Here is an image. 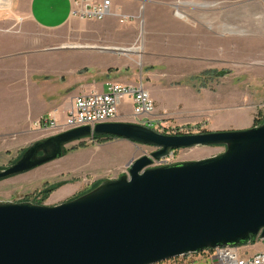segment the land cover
I'll use <instances>...</instances> for the list:
<instances>
[{
	"label": "crops",
	"instance_id": "1",
	"mask_svg": "<svg viewBox=\"0 0 264 264\" xmlns=\"http://www.w3.org/2000/svg\"><path fill=\"white\" fill-rule=\"evenodd\" d=\"M254 1L144 0L141 10L138 1L112 0V14L90 23L73 15V0H0V135L33 132L49 113L62 125L78 97L112 83L139 86L130 79L141 73L158 120L207 132L253 128L264 103V0ZM242 2L249 4L239 8ZM123 16L140 18L121 23ZM205 77L223 82L208 89L193 82ZM117 119L136 121L131 100L121 101ZM105 141L85 154L101 162L133 158L134 143ZM263 248L258 241L242 254Z\"/></svg>",
	"mask_w": 264,
	"mask_h": 264
},
{
	"label": "water",
	"instance_id": "2",
	"mask_svg": "<svg viewBox=\"0 0 264 264\" xmlns=\"http://www.w3.org/2000/svg\"><path fill=\"white\" fill-rule=\"evenodd\" d=\"M158 150L129 174L56 206L0 201V264H160L224 247L264 242V122L240 131L170 136L109 122L34 143L0 181L64 157L89 137ZM224 147L197 161L156 167L177 150Z\"/></svg>",
	"mask_w": 264,
	"mask_h": 264
},
{
	"label": "rangeland",
	"instance_id": "3",
	"mask_svg": "<svg viewBox=\"0 0 264 264\" xmlns=\"http://www.w3.org/2000/svg\"><path fill=\"white\" fill-rule=\"evenodd\" d=\"M254 2L256 3L257 1L255 0ZM248 4H246V2L239 3V8L246 7ZM175 5H178L181 10L179 4ZM175 5H173L174 11ZM249 6L255 7L253 4ZM180 12L185 17L183 11ZM242 18L243 20H247L245 21L246 23H250L249 17L247 19L245 17ZM239 20H242L241 17ZM86 21H89L90 23L92 22L91 20ZM41 35L45 38L60 36L64 39V34L62 33H55V35L41 33ZM135 47L137 48L135 50H140L142 47L141 42H138ZM131 55L133 57L135 56L134 54ZM136 59L138 64L140 58L136 56ZM142 70L145 72L144 65ZM223 77H225L224 74ZM130 80L133 81L131 82L132 84H140L149 91L150 80L145 78L142 73L140 75L136 74ZM193 82L202 88L208 89L213 88L215 82L221 83L223 81H214L205 77L199 81L193 80ZM244 90H246V88H244ZM257 117L258 120L264 119V103L259 106ZM141 121L142 120L136 118V121L132 123L141 124ZM115 122L120 121L117 119ZM163 125L165 126L163 129L156 131L170 136L192 135L206 131L204 125H178L177 123H170L167 121L163 122ZM34 129L36 132H24L9 136L0 135V169H6L14 165L34 143L59 134V131L42 130L38 126ZM112 139L119 142L123 141L120 139L118 140L117 138L98 139L97 141H93V138H86L66 145L64 157L61 159L48 163L28 173L0 181V201L14 203L31 202L37 205L50 207L60 205L90 192L105 180H115L119 179L121 176L128 175L130 163L132 161L146 155L150 156L153 152L158 150L155 147L134 143L133 147L131 146L132 148H130V154L133 158L131 160L127 159L125 163H122L121 161L120 163L96 161L99 157L94 159V157L85 154L86 150H96L100 148L103 143L107 142L105 140L110 141ZM225 150L224 147H196L192 149L177 150L167 160V165L210 158L224 153ZM127 151H129V149H127ZM154 165L156 167L160 166L159 161H156ZM160 264L217 263L211 258L210 254L202 252L200 254L178 257Z\"/></svg>",
	"mask_w": 264,
	"mask_h": 264
},
{
	"label": "built area",
	"instance_id": "4",
	"mask_svg": "<svg viewBox=\"0 0 264 264\" xmlns=\"http://www.w3.org/2000/svg\"><path fill=\"white\" fill-rule=\"evenodd\" d=\"M141 3L143 10L144 0H135ZM73 15L82 20L103 21L112 14V0H73ZM179 6L175 5V15L183 18ZM140 17L123 16L121 23L135 21ZM129 99L133 104V115L142 120L140 123L153 130L163 129L161 120L155 118L156 106L151 93L144 86H131L121 83H112L106 92H92L78 97L69 111L65 123L60 125L53 113L36 123L42 130L59 131L62 133L75 128L90 126L95 128L98 124L116 121L121 101ZM158 132V131H157ZM93 141L98 139L94 136ZM167 159L159 161L160 166L167 165ZM159 167V166H158ZM258 242V241H257ZM264 243L263 241H260ZM247 247H224L208 250V253L217 264H264V248L255 254L243 255L242 250Z\"/></svg>",
	"mask_w": 264,
	"mask_h": 264
},
{
	"label": "trees",
	"instance_id": "5",
	"mask_svg": "<svg viewBox=\"0 0 264 264\" xmlns=\"http://www.w3.org/2000/svg\"><path fill=\"white\" fill-rule=\"evenodd\" d=\"M264 122V119L263 120H259V121H257L256 123V126L257 125H260V124H262ZM206 132V131H205ZM205 132H202V133H205ZM97 139H99V140H102V139H105V138H113V137H96Z\"/></svg>",
	"mask_w": 264,
	"mask_h": 264
},
{
	"label": "bare ground",
	"instance_id": "6",
	"mask_svg": "<svg viewBox=\"0 0 264 264\" xmlns=\"http://www.w3.org/2000/svg\"><path fill=\"white\" fill-rule=\"evenodd\" d=\"M133 51H135V52H136V51H139V50H133Z\"/></svg>",
	"mask_w": 264,
	"mask_h": 264
}]
</instances>
